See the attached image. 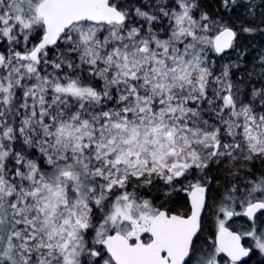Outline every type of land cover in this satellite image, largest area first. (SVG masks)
Here are the masks:
<instances>
[{
    "label": "snow or ice",
    "instance_id": "snow-or-ice-1",
    "mask_svg": "<svg viewBox=\"0 0 264 264\" xmlns=\"http://www.w3.org/2000/svg\"><path fill=\"white\" fill-rule=\"evenodd\" d=\"M0 264H264V0H0Z\"/></svg>",
    "mask_w": 264,
    "mask_h": 264
}]
</instances>
